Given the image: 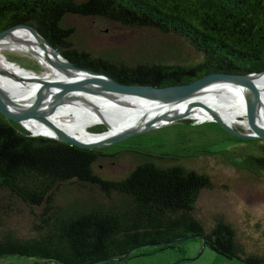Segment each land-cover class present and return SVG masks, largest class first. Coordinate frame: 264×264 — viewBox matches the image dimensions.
I'll use <instances>...</instances> for the list:
<instances>
[{
	"label": "trees",
	"instance_id": "obj_1",
	"mask_svg": "<svg viewBox=\"0 0 264 264\" xmlns=\"http://www.w3.org/2000/svg\"><path fill=\"white\" fill-rule=\"evenodd\" d=\"M73 19L173 40L137 59L96 55L77 45ZM18 24L35 27L74 64L123 84L165 87L214 72L264 71V0H0V33ZM238 142H261L260 155L231 149ZM123 157L131 159L127 172L102 171L104 161ZM201 157L264 176V139L240 138L217 122L183 120L83 149L35 137L0 111V260L114 264L108 259L129 252V258L167 248L185 252L191 236L200 235L219 254L264 264L246 252L224 217L208 225L197 214L203 191L213 186L194 166Z\"/></svg>",
	"mask_w": 264,
	"mask_h": 264
},
{
	"label": "rangeland",
	"instance_id": "obj_2",
	"mask_svg": "<svg viewBox=\"0 0 264 264\" xmlns=\"http://www.w3.org/2000/svg\"><path fill=\"white\" fill-rule=\"evenodd\" d=\"M73 23L79 28L77 45L96 55L117 54L122 59H137L143 50L152 54L158 52L166 42L173 40L169 36L163 37L166 38L163 40L152 31L121 28L99 20L73 19ZM188 51L189 48L186 47L185 52ZM0 54L24 69L35 73L46 71V68L28 53L3 49ZM80 104L88 109L92 106L84 101H80ZM240 119L242 122L234 123L235 127L246 132H254L247 115H241ZM101 126L106 127L105 124H96L90 127V131L102 132L99 128ZM261 144V142H238L231 149L243 155H260ZM130 163L131 159L124 157L114 162L104 161L102 171L111 176H119L130 169ZM194 166L201 172H207L213 183L211 188L203 191L197 204V214L208 225L217 215L224 217L236 229L238 241L246 252L264 257V176L253 177L213 157H201L195 161ZM202 243V239L197 238L185 245V252L167 248L150 255L117 261L114 264H253L238 258H228L209 246L204 249L200 257L194 259L200 253ZM5 260H0V263L32 264L31 259L24 257L12 256Z\"/></svg>",
	"mask_w": 264,
	"mask_h": 264
},
{
	"label": "water",
	"instance_id": "obj_3",
	"mask_svg": "<svg viewBox=\"0 0 264 264\" xmlns=\"http://www.w3.org/2000/svg\"><path fill=\"white\" fill-rule=\"evenodd\" d=\"M24 29L29 31L39 42V44L49 53L64 69H73L84 74L83 78L71 81H44L34 93L33 100L30 96L17 97L14 94L0 87V111L8 118L17 121L35 137L42 136L49 139L61 141L70 145L77 146L83 149H99L105 146L112 145L116 142L128 139L130 137L146 133L155 129H159L179 121L194 120L195 123L217 122L224 129L232 134L244 139H264V103L261 100L257 90L255 89L251 78L263 74L264 71L249 74H236L225 72H214L203 76L191 83L170 85L165 87H155L151 85L141 84H123L116 81L106 73H101L93 69L81 67L74 64L70 59L65 57L56 47H54L35 27L29 24H18L10 27L0 33V39L8 36L15 30ZM35 58V57H34ZM5 72V71H4ZM213 85H232L238 86L243 91L245 101L247 102V112L243 113L248 116L249 123L254 129V132H246L244 130L235 129L234 125L227 123L221 113L202 103H191L184 109L176 110L173 114L164 113L157 120H161V124L149 122L142 127H136L116 132L105 140L99 141H84L80 140L70 133H67L59 127L50 116L55 113L56 108L63 103H76L79 100L91 104V102L83 97V95H94L106 99H117L116 96L122 95L126 98L155 100L162 101L168 104H183L189 99L199 96L203 90L212 87ZM54 95L52 96V93ZM77 95H71V94ZM80 94V95H79ZM130 102V101H129ZM202 112L207 116L203 119H192L188 115L192 112ZM242 114V115H243ZM169 120L165 122V120ZM36 122L47 128L55 131V135L50 136L45 133H35L26 123ZM240 119L238 123H241ZM108 128L109 126L105 124ZM201 238L203 243L201 251L194 259L200 257L201 253L207 247L205 239L200 235H193L191 239ZM186 240V239H183ZM167 244V243H166ZM131 252L120 257H111L109 261H123L130 259ZM95 263V262H93ZM86 263V264H93ZM9 264V263H0Z\"/></svg>",
	"mask_w": 264,
	"mask_h": 264
},
{
	"label": "bare ground",
	"instance_id": "obj_4",
	"mask_svg": "<svg viewBox=\"0 0 264 264\" xmlns=\"http://www.w3.org/2000/svg\"><path fill=\"white\" fill-rule=\"evenodd\" d=\"M3 49L28 53L46 68L43 73H35L11 63L0 54V87L17 97L31 94V99L27 100L28 103L33 100L34 93L44 81H71L84 77V74L76 70H64L54 56L46 51L27 30L18 29L1 38L0 51ZM251 82L264 103V73L252 77ZM83 97L91 102V108L81 106L79 100L76 103L69 101L60 104L50 119L67 133L84 141L105 140L116 132L142 127L149 122L161 124L160 122L163 121L157 120L161 115L173 114L191 103L207 104L217 109L224 120L231 125L238 122L240 116L247 112V102L243 91L240 87L232 85H213L183 104L126 98L122 95H117L115 100L88 94ZM206 116L197 111L188 115L192 119H204ZM168 121V119L165 120V122ZM96 124H107L109 128L97 133L90 131V127ZM26 125L35 133H45L50 136L56 134L52 129L36 122H29Z\"/></svg>",
	"mask_w": 264,
	"mask_h": 264
},
{
	"label": "flooded vegetation",
	"instance_id": "obj_5",
	"mask_svg": "<svg viewBox=\"0 0 264 264\" xmlns=\"http://www.w3.org/2000/svg\"><path fill=\"white\" fill-rule=\"evenodd\" d=\"M185 259H183V261H184ZM178 264V263H177Z\"/></svg>",
	"mask_w": 264,
	"mask_h": 264
}]
</instances>
